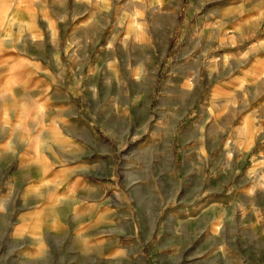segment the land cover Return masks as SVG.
Segmentation results:
<instances>
[{
    "label": "crops",
    "instance_id": "crops-1",
    "mask_svg": "<svg viewBox=\"0 0 264 264\" xmlns=\"http://www.w3.org/2000/svg\"><path fill=\"white\" fill-rule=\"evenodd\" d=\"M204 2L206 0H195L190 7ZM165 4L171 9L167 12L171 20H164L162 24L171 27L176 3L172 6L169 0H0V148L8 152V157L28 153L34 146L32 151L45 154V164H40L38 157L27 159L19 156V167L28 163L31 167L53 169L58 156L59 161L61 156H67L76 159V164L65 175L87 176L89 170L102 166L96 159L97 152L106 153L109 142L119 138L120 145L130 148L135 160L143 153H151L152 158H157L161 152L159 143L164 139L171 140L180 122L187 118L192 107L190 92L194 88L193 83L201 81L203 69L200 64L194 68L186 65L185 62L189 61L186 59L178 66L176 60L167 62L165 66L170 71L162 77V92L154 100L150 98L157 79L158 58H162L167 50L170 33L158 34L152 21L146 23L142 18L145 13L147 17H159L160 8ZM203 9L201 14L217 23L231 20L232 29L237 31L230 33L232 60H250V63L238 64L229 78L222 79L221 83L230 89H222L218 84L213 88L224 92H218L216 97L221 94L229 96L218 110L231 114L232 123L226 127L218 123L219 116L212 111L221 103L213 101L204 110L208 116L200 118L197 125L199 136L207 138L203 133L206 127L213 131L211 136L216 139L230 131L232 137H240L237 146L244 156L252 152L255 155L250 162V171L245 173L250 179L249 184L244 183L240 189L242 192L237 189L226 198L214 193H201L199 200L202 203L194 207L192 214L212 216L214 212L213 222L220 219L228 225H224L223 239L235 241L234 234L238 232L237 239L243 241L245 238L252 246L261 247L264 245V220L257 215L255 204L263 193H255V185L249 186L254 184L251 181L253 174H261L262 179L264 176V0H222L207 4ZM192 37L199 41H219L218 45L223 46L222 33ZM114 46L127 55L124 70L109 68L106 54ZM97 49L103 55L97 64H90V57H95ZM103 71L113 72V87L123 90V100L115 99L113 104L119 106V112L109 111L111 120L123 122L119 134L106 129L101 114L96 113L97 105L88 104L83 110L86 118L81 117L80 112L84 113L75 105L82 81L85 88L93 93L97 77ZM203 73L209 74L208 69ZM69 74L73 75L67 80H71V86L65 82ZM99 81L102 86H108L107 81ZM129 89L137 90L134 97H129ZM190 120L182 126L184 130L191 127ZM150 122L152 130L147 133ZM129 139L131 144H127ZM205 144L208 146V141ZM219 149L223 153L227 151L222 146ZM240 162L237 161L239 167ZM227 163L222 161L218 165L205 160L199 165L205 170L216 166L217 175L221 178L218 183L223 185ZM233 165L231 162L230 166ZM39 169L34 172L38 177L42 170ZM182 178L186 179L185 176ZM47 182L52 190L61 184V181ZM179 184L187 186L189 183ZM198 184L208 185V178H201ZM107 187L106 184L101 185L103 190ZM76 189L81 194L78 197L81 201L93 200L97 190L85 179L78 180ZM243 200H247L248 205H243ZM227 201H230L228 207L225 205ZM187 207L181 200L175 203L174 211L177 215L189 214ZM240 207L247 223L234 226L233 211L239 214ZM106 210L109 211L108 208ZM261 219L263 224L259 222ZM230 224L233 225L229 227ZM13 237L17 238L16 235ZM39 240L38 235L30 232L26 242Z\"/></svg>",
    "mask_w": 264,
    "mask_h": 264
},
{
    "label": "rangeland",
    "instance_id": "rangeland-1",
    "mask_svg": "<svg viewBox=\"0 0 264 264\" xmlns=\"http://www.w3.org/2000/svg\"><path fill=\"white\" fill-rule=\"evenodd\" d=\"M169 1L170 5L176 3L171 27L162 24L164 20H171L167 15L171 9L166 4L160 8L159 17H147L145 13L142 18L146 23L152 21L158 34L170 33L167 50L162 58H158L157 79L150 98L154 100L162 92V77L170 71L165 66L167 62L172 60L174 63L176 60L178 66L186 59L189 61L185 64L192 68L202 65L201 81L193 83L194 88L190 92L192 107L188 110L187 118L180 122L171 140L164 139L159 143L161 152L157 158H152L151 153H143L135 160L136 156L130 152V148H126L125 144L120 145L119 138H115L109 142L106 153L97 152L96 159L101 161L102 166L89 170L87 176L74 173L66 176L65 172L72 170L76 164V159L67 156H61L60 161L58 156L53 169L31 167L28 163H24L25 167H19V156L27 159L38 157L40 164H45L47 158L41 152L32 151L34 146L30 147L28 153H16L10 157L0 148V264H264V245L255 247L245 238L239 240L238 232L234 234L235 241L223 239L226 223L220 219L217 223L213 222L214 212L212 216L192 214L194 207L202 203L199 200L203 195L201 193H214L226 198L237 189H242L244 183L249 184L250 179L245 173L250 171V162L255 154L252 152L244 156L237 146L240 137H232L230 131L216 139L211 136L213 131L206 127L203 133L207 134V138H201L197 125L200 118L208 116L204 110L213 101L221 103L212 111L219 116L218 123L223 127L232 123L231 114L218 110L229 96L221 94L216 97L221 90L213 88L216 84L222 89L229 88L221 83L222 79L229 78L238 64H249L250 60H232L230 33L237 31L232 29L231 20L224 24L217 23L201 14L204 6L222 0H206L202 5L194 4L191 7V2L195 0ZM158 21L160 24H155ZM217 33L223 34V46H219V41L215 40L191 39L196 34L207 36ZM95 53V57H90V64H97L100 55H103L98 49ZM106 58L110 61V70L112 67L122 70L127 67V55L117 46L110 49ZM205 69L209 74L203 73ZM206 75L208 77L204 81ZM98 76L93 93L85 88L82 81L75 105L81 111L88 104L97 105L96 113L101 114L106 129L119 134L123 122L111 120L109 111L119 112V106L113 104L115 99L123 100V90L113 87V72L103 71ZM72 77L69 74V78L65 79L68 86H71V80H67ZM99 80L107 81L108 86H102ZM136 91L129 89V97H134ZM80 114L86 118L85 113ZM190 118L191 127L184 130L182 126L187 125ZM151 130L150 122L145 132ZM212 141H215L214 144ZM131 143L129 139L127 144ZM219 146L227 151L221 152ZM205 160L218 165L222 161L228 162L223 175L225 184L218 183L221 178L217 175L216 166L208 170L200 168ZM239 160L240 167L237 165ZM231 162H234L233 166H230ZM38 168L47 170H41L38 177L34 173ZM260 176L253 174L251 181L254 184L249 187L255 185L254 192L263 193L255 209L264 220V176L262 174L263 179ZM203 177L208 178V185L198 184ZM79 179L96 186L93 200L81 201L78 198L81 196L76 189ZM47 181H61V184L52 190ZM179 182L189 184L184 186ZM105 184L108 187L103 190L101 185ZM197 188L201 190L197 191ZM180 199L188 205L189 214L178 216L175 213V203ZM248 203L243 200V205ZM225 205L228 207L230 201ZM241 211L242 207L239 214L233 211L234 226L247 223V217ZM263 220L259 222L263 224ZM30 232L38 235L40 240L26 242Z\"/></svg>",
    "mask_w": 264,
    "mask_h": 264
}]
</instances>
